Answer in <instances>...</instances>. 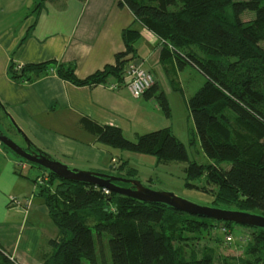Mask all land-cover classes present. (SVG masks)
<instances>
[{"label":"trees","instance_id":"obj_1","mask_svg":"<svg viewBox=\"0 0 264 264\" xmlns=\"http://www.w3.org/2000/svg\"><path fill=\"white\" fill-rule=\"evenodd\" d=\"M261 2L120 0L118 6L126 7L144 29L161 41L163 55L169 52L180 69L190 66L203 77V86L187 101L186 108L194 126L192 139L199 141L211 163H189L185 147L169 129L142 135L132 142L119 129L104 127L95 129L98 143L114 150L151 156L158 164L187 163L186 188L210 195L214 207H234L236 211L264 217V48L260 45L264 6ZM38 9L39 5L35 12ZM245 16L251 19L244 21ZM137 38L135 31H123L124 52L115 55L113 65L84 80L76 77L73 66L54 61L19 70L11 65L8 73L18 82L30 81L31 74L41 76L54 70L59 79L76 87L106 84L108 78L120 83L131 63L132 46ZM144 95L151 97L165 117L170 118L168 100L155 84ZM226 111L252 136L248 148H241L240 136L237 140L229 139ZM111 166L112 171L116 170ZM119 169V172L125 169V162ZM134 173L128 171L126 178H136ZM40 175L48 181L42 186L37 177L38 193L58 230V238L49 242L52 253L42 264H81L82 260L97 264L93 234L100 245L103 236L108 238L112 264H212L207 258L190 262L180 259L170 246L165 227L177 225L179 217L185 223L188 219L202 223L214 221L96 187L65 182L43 169ZM54 181L58 186L50 192ZM85 219L94 222L93 230ZM252 241L249 253L261 258L264 231L255 230ZM0 264L17 263L0 250Z\"/></svg>","mask_w":264,"mask_h":264},{"label":"crops","instance_id":"obj_2","mask_svg":"<svg viewBox=\"0 0 264 264\" xmlns=\"http://www.w3.org/2000/svg\"><path fill=\"white\" fill-rule=\"evenodd\" d=\"M119 1L0 0V102L34 146L87 171L106 173L116 159L114 151L98 143L95 129L114 127L126 139L132 132L135 140L171 131L156 102L145 95L132 98L114 78L76 87L54 70L31 74L28 82L11 79L8 71L11 65L15 69L54 61L73 66L76 77L84 80L114 64L115 55L125 50L122 32L132 30L138 38L131 63L148 71L166 98L182 92V69L169 52L162 54L161 41ZM18 161L0 146V250L17 264H42L52 253L49 242L58 238V230L38 193V175L28 168L20 171ZM11 199L20 206L10 204Z\"/></svg>","mask_w":264,"mask_h":264},{"label":"rangeland","instance_id":"obj_3","mask_svg":"<svg viewBox=\"0 0 264 264\" xmlns=\"http://www.w3.org/2000/svg\"><path fill=\"white\" fill-rule=\"evenodd\" d=\"M261 5L264 6V0H262ZM250 19V16L244 17V21ZM260 45L264 48V34L261 37ZM178 78L182 92H177L167 97L170 106V118L168 120L160 111L162 115L161 120L168 124L172 134L185 147L189 163H196L198 165L211 163L203 154L199 141L197 139H192L194 126L186 108L187 101L203 86L204 79L190 66L182 68ZM224 116L228 120L229 139L233 140L240 136L242 149L251 146L253 142V139H251L252 136L236 123L235 116L227 111L224 112ZM10 127L11 126L0 113V130L18 145H24L23 140ZM133 136L134 134L131 132L129 138L126 140L132 142L136 141L132 138ZM104 148L112 152L114 151L113 155L116 159L112 164L116 170H114L112 174L126 178L128 171H133L136 172L134 174L137 176L134 179H137L143 185H149L154 191L171 193L197 206L214 207L210 195L185 187L187 163L171 162L158 164L155 158L151 156L114 150L106 146H104ZM10 154L13 155L12 153ZM124 162L126 171L124 169L119 172L121 170L119 167ZM69 167L87 171L84 170L86 167ZM27 170L33 176H39V181L42 183V186L47 183L48 179L40 175L42 169L28 164ZM57 186L58 182L54 181L51 185L50 192H54ZM218 207L235 210L234 207ZM85 223L93 230L94 222L92 220L85 219ZM196 225L201 227L197 228ZM254 231L253 229L237 225L226 227L222 222L202 223L188 219V223H185L184 219L180 217L177 225L165 227V234L169 238L170 246L177 252L180 259L190 262L207 258L210 259L212 264H264V255L260 258L257 254L252 255L249 253V245L253 242L252 236ZM93 238L95 241L97 264H112L108 250V238L103 236L101 245L95 234H93ZM81 264H88V262L82 260Z\"/></svg>","mask_w":264,"mask_h":264},{"label":"water","instance_id":"obj_4","mask_svg":"<svg viewBox=\"0 0 264 264\" xmlns=\"http://www.w3.org/2000/svg\"><path fill=\"white\" fill-rule=\"evenodd\" d=\"M0 113L23 140L26 149L18 145L0 130V146L7 149L20 160L38 166L65 182L96 187L109 193L130 198L138 202L161 205L175 212L203 218L214 222L229 223L249 229L264 231V217L257 214L228 210L217 207H201L174 196L171 193L154 191L137 179H129L108 172L82 171L64 165L40 150L29 140L0 102ZM33 149L32 153L27 150Z\"/></svg>","mask_w":264,"mask_h":264},{"label":"built area","instance_id":"obj_5","mask_svg":"<svg viewBox=\"0 0 264 264\" xmlns=\"http://www.w3.org/2000/svg\"><path fill=\"white\" fill-rule=\"evenodd\" d=\"M16 69L19 70L21 67L19 66ZM120 84L129 92L132 98L139 99L152 88L154 85V78L148 71L137 64L131 63L125 70ZM108 87L111 90L117 88L116 85H109ZM114 162L115 161L112 163ZM17 167L20 171H23L28 168V164L23 161H18ZM105 192L108 193V191ZM10 204L20 206V203L16 199H11Z\"/></svg>","mask_w":264,"mask_h":264},{"label":"flooded vegetation","instance_id":"obj_6","mask_svg":"<svg viewBox=\"0 0 264 264\" xmlns=\"http://www.w3.org/2000/svg\"><path fill=\"white\" fill-rule=\"evenodd\" d=\"M12 130H13V128L12 127H10ZM9 128V129H10ZM14 131V130H13ZM15 132V131H14ZM21 147H23L24 149H26V147H25V144L24 145H22ZM37 147V146H36ZM38 148V147H37ZM40 149V148H39ZM41 150V149H40ZM29 153H32L34 150L33 149H28L27 150ZM43 151V150H42ZM51 156V155H50ZM52 157V156H51ZM26 163V162H25ZM29 164V163H28ZM113 171H111V173H112Z\"/></svg>","mask_w":264,"mask_h":264}]
</instances>
